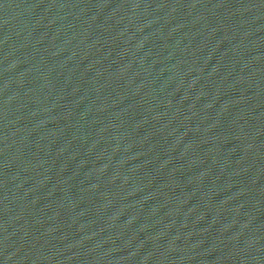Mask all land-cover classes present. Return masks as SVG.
I'll use <instances>...</instances> for the list:
<instances>
[{"label": "water", "instance_id": "water-1", "mask_svg": "<svg viewBox=\"0 0 264 264\" xmlns=\"http://www.w3.org/2000/svg\"><path fill=\"white\" fill-rule=\"evenodd\" d=\"M0 264H264V0H0Z\"/></svg>", "mask_w": 264, "mask_h": 264}]
</instances>
